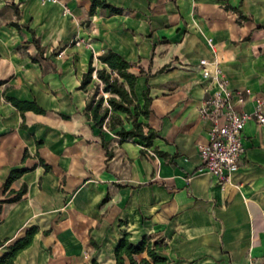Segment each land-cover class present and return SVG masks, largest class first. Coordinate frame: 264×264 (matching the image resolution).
<instances>
[{"label":"crops","instance_id":"obj_1","mask_svg":"<svg viewBox=\"0 0 264 264\" xmlns=\"http://www.w3.org/2000/svg\"><path fill=\"white\" fill-rule=\"evenodd\" d=\"M106 1L122 11L0 0V200L9 171L28 168L9 186L25 183L22 197L0 202V256L36 226L14 264H116L124 233L133 244L160 240L163 264H264V125L245 123L242 164L223 184L198 153L209 132L198 107L210 90L200 57L216 59L232 88L264 97V0ZM77 37L90 47L71 44ZM108 48L144 67L131 70L140 101L150 85L151 113L140 117L157 133L150 146L85 116L82 72ZM6 96L45 111L22 116Z\"/></svg>","mask_w":264,"mask_h":264},{"label":"trees","instance_id":"obj_2","mask_svg":"<svg viewBox=\"0 0 264 264\" xmlns=\"http://www.w3.org/2000/svg\"><path fill=\"white\" fill-rule=\"evenodd\" d=\"M96 7L108 8L113 13L122 11L121 7L106 0H90L89 13H93ZM33 42L40 50L41 47L35 38ZM96 57L102 65L98 67L93 64V56H90L78 86L79 89L86 90L87 85L91 84L85 102V116L91 119L100 130L107 129L122 140L138 138L144 146H150L157 133L140 120V117L147 118L151 113L150 85L146 80L145 88L142 90V101H140L134 90L138 74L131 70L132 67H136L138 73H143L144 67L127 60L111 48L97 54ZM6 99L20 110L22 116L23 112L28 109L39 113L45 111L34 101L21 100L13 96H6ZM64 116L67 117V115ZM21 126L25 124L22 122ZM99 136L102 146L107 147L109 140L104 138L101 131ZM106 155L110 157L112 153L106 149ZM27 170L26 167H15L9 171L3 183V187L8 191L6 197L0 202H13L22 197L26 191L25 183L17 189L9 188V186L13 180ZM35 232L36 226H31L24 236L17 238L13 244L9 245L8 250L0 256V264H14L16 255L31 243ZM161 248L162 245L158 239L151 241L149 237L144 236L137 244H133L128 240V233H124L114 249L116 264H124L126 259L130 264H163L166 258L157 252ZM142 252H145L147 257L137 258L136 255Z\"/></svg>","mask_w":264,"mask_h":264},{"label":"built area","instance_id":"obj_3","mask_svg":"<svg viewBox=\"0 0 264 264\" xmlns=\"http://www.w3.org/2000/svg\"><path fill=\"white\" fill-rule=\"evenodd\" d=\"M39 4L54 3L57 0H37ZM64 12L69 9L64 6ZM89 45L84 37L74 38L73 44ZM208 43L214 48L211 38ZM63 51H59L61 55ZM198 65L203 78L208 80V96L200 101L198 113L201 119L209 123L208 140L198 145L200 168L216 176L221 184L229 174L242 164L245 153L242 131L248 120L264 125V97L247 87L232 88L216 59L200 57ZM210 87V88H209ZM251 102V108L243 106ZM152 154L151 151H148Z\"/></svg>","mask_w":264,"mask_h":264},{"label":"rangeland","instance_id":"obj_4","mask_svg":"<svg viewBox=\"0 0 264 264\" xmlns=\"http://www.w3.org/2000/svg\"><path fill=\"white\" fill-rule=\"evenodd\" d=\"M7 39H10V36H7ZM74 42V40H72L71 41V44ZM83 46H86V47H90V44L89 45H85V44H83ZM54 52V51H53ZM58 53H59V51L58 52H54V54H57L58 55ZM93 55H95V54H93ZM58 56H60V55H58Z\"/></svg>","mask_w":264,"mask_h":264}]
</instances>
